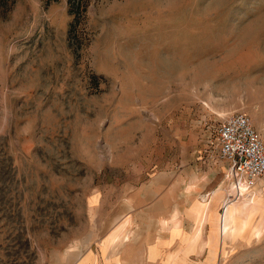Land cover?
Here are the masks:
<instances>
[{
	"label": "rangeland",
	"instance_id": "1",
	"mask_svg": "<svg viewBox=\"0 0 264 264\" xmlns=\"http://www.w3.org/2000/svg\"><path fill=\"white\" fill-rule=\"evenodd\" d=\"M235 112L264 140V0H0V264H87L106 237L137 264H264V183L219 234ZM142 185L164 201L119 222Z\"/></svg>",
	"mask_w": 264,
	"mask_h": 264
},
{
	"label": "built area",
	"instance_id": "2",
	"mask_svg": "<svg viewBox=\"0 0 264 264\" xmlns=\"http://www.w3.org/2000/svg\"><path fill=\"white\" fill-rule=\"evenodd\" d=\"M219 156L228 163L232 193L225 205L252 200L264 183V140L248 115L235 112L216 130Z\"/></svg>",
	"mask_w": 264,
	"mask_h": 264
},
{
	"label": "crops",
	"instance_id": "3",
	"mask_svg": "<svg viewBox=\"0 0 264 264\" xmlns=\"http://www.w3.org/2000/svg\"><path fill=\"white\" fill-rule=\"evenodd\" d=\"M30 147V142L25 143L24 144V149H28ZM166 185H142L140 189H144V190H149L151 191L152 195H156L155 197H151V198H147L146 200L144 199H140L139 196L133 195L131 197H126L125 199L121 200V206H124L123 204L125 203L126 206H128V211L125 212L126 210H120V218H119V222H122V220L126 217L129 216V218H131V220H133L134 217V213L136 211H139L140 207H143L144 211H147L148 208H146L148 205H151L153 203V201L157 200L156 202L159 204L160 202H163L164 199L160 198L159 195V191L161 189H164ZM167 187V186H166ZM169 189H175L174 185H168ZM134 190H139V188H133ZM222 190V189H221ZM223 191V190H222ZM218 193L220 192V189L213 191L212 193V197L210 199H221L223 197H221V194L219 193L218 195H216V197H214V193ZM141 197H143L142 195H140ZM159 197V198H158ZM155 203V204H157ZM208 204V203H206ZM163 220L166 221V223H169L170 221V214L169 211L167 213V216H165V218H162ZM221 219V218H220ZM134 221V220H133ZM158 221H162V220H158ZM206 221V219H205ZM202 225V228H204V223ZM220 227V226H219ZM107 232H105L104 238L107 236L106 235ZM219 234H220V228H219ZM220 237V236H219ZM107 237L104 239L103 242L100 243L99 247L94 249L93 254H89L88 255V259H87V264H137V257H136V253H135V248L134 246H132V244H128L125 246H121L119 248H117V243L118 241H114V243H108V240H106ZM167 242L165 241H161L159 242V244L157 245L158 248H163L164 252L166 250V246ZM165 261V260H164ZM166 264V262L164 263Z\"/></svg>",
	"mask_w": 264,
	"mask_h": 264
},
{
	"label": "bare ground",
	"instance_id": "4",
	"mask_svg": "<svg viewBox=\"0 0 264 264\" xmlns=\"http://www.w3.org/2000/svg\"><path fill=\"white\" fill-rule=\"evenodd\" d=\"M231 187V185H230ZM221 190V189H220ZM214 197H216L217 192L214 193ZM256 195L252 200H255ZM252 200H244L245 202H249ZM242 201L233 202L229 205H223L222 208L224 209V214L221 215L220 219V231L222 232V238L228 237L230 235H238L242 233L245 228L246 224L249 222V220L252 217V212L249 207V204L244 203L242 206H237L236 204H240ZM210 203L203 204L198 203L194 206V213L197 220L200 221V223H203L205 219L207 218V211L210 208ZM176 225L178 226V222H176ZM199 231V228L197 229Z\"/></svg>",
	"mask_w": 264,
	"mask_h": 264
}]
</instances>
